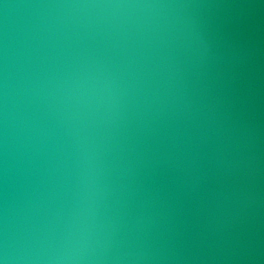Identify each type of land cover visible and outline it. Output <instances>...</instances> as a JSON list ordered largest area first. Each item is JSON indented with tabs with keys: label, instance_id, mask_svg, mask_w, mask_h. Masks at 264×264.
Listing matches in <instances>:
<instances>
[{
	"label": "water",
	"instance_id": "water-1",
	"mask_svg": "<svg viewBox=\"0 0 264 264\" xmlns=\"http://www.w3.org/2000/svg\"><path fill=\"white\" fill-rule=\"evenodd\" d=\"M0 264H264V0H0Z\"/></svg>",
	"mask_w": 264,
	"mask_h": 264
}]
</instances>
